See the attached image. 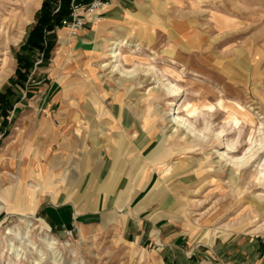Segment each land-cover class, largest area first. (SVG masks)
Masks as SVG:
<instances>
[{"label": "rangeland", "instance_id": "obj_1", "mask_svg": "<svg viewBox=\"0 0 264 264\" xmlns=\"http://www.w3.org/2000/svg\"><path fill=\"white\" fill-rule=\"evenodd\" d=\"M44 1L0 0L1 24L31 8L17 40L2 41L7 26L0 25V60L7 58L6 64L0 61V202L6 204L0 213V264H264V145L259 144H264V0H140L91 52L76 49L62 27L36 43ZM225 20L233 23L224 25ZM117 38L132 45L122 49L121 62L137 71L131 79L115 70L109 56ZM46 40L54 43L50 51ZM168 74L181 88L176 97L157 82L159 76L166 82ZM65 92L72 96L63 95L61 107L70 110L61 113L49 97ZM186 103L215 106L207 139L191 137L171 122L170 114ZM112 106L131 111L155 137L157 156L165 161L160 184L175 202L173 219L200 243L196 256L169 259L155 247L126 239L113 221L81 226L68 237L64 231L72 227L55 228L35 213L41 190L29 187L33 179H22L24 173L40 171L42 164L52 172L60 143L71 132L67 121L74 122L71 136L77 140L104 122L99 108ZM75 108L83 114L73 116ZM242 108L253 114V123L244 120ZM203 120L193 119L199 129ZM92 130L101 141L99 151H105V132ZM250 136L258 147L251 161L238 167L222 158L227 150L226 159L244 157ZM46 145L50 154L43 153ZM24 216L33 221L30 227ZM46 233L58 238L55 249L43 240Z\"/></svg>", "mask_w": 264, "mask_h": 264}, {"label": "crops", "instance_id": "obj_2", "mask_svg": "<svg viewBox=\"0 0 264 264\" xmlns=\"http://www.w3.org/2000/svg\"><path fill=\"white\" fill-rule=\"evenodd\" d=\"M139 3L140 0H115L102 19L86 23L73 37L76 49L95 50L97 40ZM51 33L57 34L55 30ZM63 95L72 96L65 92L49 97L50 104L58 106L61 113L70 110L61 107ZM83 111L75 108L71 114L82 115ZM98 115L104 122L90 126L88 136L82 128L84 135L82 133L77 140L71 136L75 130L74 122L67 121L66 125L70 126L67 130L71 132L60 143L56 164H50L52 172L45 164L40 166V171H24L22 179L32 178L37 182V176L42 178L37 184L41 195L35 213L55 228L72 227L75 231L87 224L113 221L121 227L126 239L155 247L169 259L172 255L174 260L196 256L200 243L189 233H184L183 226L173 219L175 202L171 193L160 184L159 168L165 161L157 156L161 149L155 145V137L147 134L138 118L122 107L99 108ZM98 127L109 139L105 151H99L101 141L92 136V129ZM59 142L57 137L56 143ZM44 148L43 153L50 152L46 151L49 145ZM204 245L211 249V244Z\"/></svg>", "mask_w": 264, "mask_h": 264}, {"label": "bare ground", "instance_id": "obj_3", "mask_svg": "<svg viewBox=\"0 0 264 264\" xmlns=\"http://www.w3.org/2000/svg\"><path fill=\"white\" fill-rule=\"evenodd\" d=\"M38 4H39V2H38ZM30 10H31V8L27 7L25 9V12L22 15L19 13H14V14H10L8 17H5L3 19V22H2V24L0 23V25H1V27L6 25L7 31L2 30V32H1L2 33L1 35L3 36L2 41H4V38H6L7 40H17L18 36L20 34H22L23 24L26 21V17L30 14ZM232 23H233V21H229V20L226 21L225 20L224 25H228V24H232ZM11 32H12V34L14 32H17L15 37L10 36ZM186 36H187V34H186ZM111 45H112V47H111V51H110L109 56L112 59L113 63H115L113 65V67L115 68V70H117V72H120V75L125 77V79L126 78L127 79L133 78L136 75L137 71L136 70L135 71L127 70L121 64L122 58H124L122 49L124 47H132V45L129 44V40L126 38H123V39L117 38L111 42ZM132 51L136 52V50H132ZM239 60L241 62V65L243 67H246L247 59H246L245 55L242 53V51H240ZM0 61H3L2 63L6 64L7 58L5 57V59L0 60ZM4 70H5V68H4ZM4 70H3V72H4ZM151 71L152 70H150V69L144 71V75L145 76L150 75L152 73ZM172 73L175 74V71H172ZM167 76L168 77L166 79V82L163 81V79H162L164 77V75L162 76V78L159 76L157 82L161 83L162 87H164L163 89H165V92L168 94L169 97H176L180 94L181 88L179 86H177V84L175 85L171 81L172 78L168 79L169 74ZM176 76L179 79L181 78V76L179 74H177ZM181 108H183V110H181ZM214 111H215V106L213 104L202 103L201 105H199V104L191 105L190 103H186V104L182 105L181 107H179L178 110L175 111L173 114H170L172 116L171 122H173L174 125H177L178 130H183V131L187 132L189 134V136L197 138V139L205 140V139H207L205 132L211 131L213 129V124H212L213 122L211 123V121H209L208 117L211 118L214 115ZM243 111H244L243 112L244 120H246V122L253 123L254 122L253 114L250 111H247L244 109H243ZM183 112L186 113L187 118L182 117L181 113H183ZM200 117H202L204 119L203 121L206 122L205 126L203 125L204 128L201 127L203 129H199L196 126L197 123L194 124V121H193V119L198 120ZM238 122H239L238 119L235 117L234 118L235 125H237ZM224 132H225V130L218 132L217 136L222 135ZM249 141H250V147L248 148V152L245 154L244 157H242V158H235V157L231 158L230 157V160L226 159V157L229 155L228 150H227L226 152L220 153L222 158L229 161L230 164H232V166H238L239 167L241 165H244L245 163H248L249 161H251L253 159V157L256 154L255 151L258 149V147L255 145L257 140H254L252 138V136H250ZM259 144L261 146L264 145L262 142ZM227 146L231 149L237 148L235 146V144H228ZM225 155H227V156L225 157ZM263 166H264V164H262V167ZM171 171H172V167L167 165L166 169H165V173L169 174V173H171ZM261 175L264 178V169L261 171ZM15 178H17V176L14 175L13 179L15 180ZM28 186L32 187L33 189H39V186L34 182H30L28 184ZM5 209H6V204L3 202H0V213L3 212ZM22 219L25 220L27 227H30L33 224V221L28 219L26 216H24ZM43 240L46 242L47 246L51 247L52 249H55L54 247L59 244L58 238L54 235H50L49 233H46V236L43 237ZM143 261H144V259H143Z\"/></svg>", "mask_w": 264, "mask_h": 264}, {"label": "built area", "instance_id": "obj_4", "mask_svg": "<svg viewBox=\"0 0 264 264\" xmlns=\"http://www.w3.org/2000/svg\"><path fill=\"white\" fill-rule=\"evenodd\" d=\"M65 0H52L53 14L60 12ZM68 15L61 20V27L75 37L86 23L98 21L103 18L106 10L111 7L115 0H68ZM75 230L66 229L65 235L72 237Z\"/></svg>", "mask_w": 264, "mask_h": 264}, {"label": "trees", "instance_id": "obj_5", "mask_svg": "<svg viewBox=\"0 0 264 264\" xmlns=\"http://www.w3.org/2000/svg\"><path fill=\"white\" fill-rule=\"evenodd\" d=\"M68 5L69 1L65 0L62 10L53 14L54 7L52 0L44 1L42 15L40 17L39 25L36 28L38 33V37H35L37 44L40 42V38H43V40L45 38L47 39V37L50 36V32L54 31L58 27H61V20L68 15ZM46 43V51H50L54 47V43L47 42V40Z\"/></svg>", "mask_w": 264, "mask_h": 264}]
</instances>
